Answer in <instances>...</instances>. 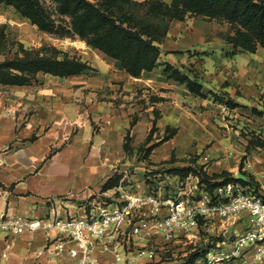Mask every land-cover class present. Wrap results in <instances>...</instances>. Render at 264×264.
I'll list each match as a JSON object with an SVG mask.
<instances>
[{"label": "crops", "instance_id": "crops-1", "mask_svg": "<svg viewBox=\"0 0 264 264\" xmlns=\"http://www.w3.org/2000/svg\"><path fill=\"white\" fill-rule=\"evenodd\" d=\"M229 31L228 21L206 15L173 19L157 65L140 76L99 49L93 53L101 59L97 64L88 61L87 51L92 68L82 73H41L80 77L83 101L74 107L66 102L68 86L34 85L40 73L28 84L0 83L20 92L39 88L43 93L35 98L46 104L33 110L21 94L12 99L0 90V215L81 212L87 199L117 183L129 165L119 162L132 153V136L144 141V158L151 162L193 155L215 180L242 172L264 190V46L237 51ZM184 76L199 83V90ZM57 92L67 96L58 111ZM99 93L112 98L93 97ZM28 109L34 112L27 115ZM40 237L48 242L41 230L0 231V264H16L29 252L42 263L58 264L46 244L40 250L26 243ZM98 254L101 264H109L107 254Z\"/></svg>", "mask_w": 264, "mask_h": 264}, {"label": "built area", "instance_id": "built-area-1", "mask_svg": "<svg viewBox=\"0 0 264 264\" xmlns=\"http://www.w3.org/2000/svg\"><path fill=\"white\" fill-rule=\"evenodd\" d=\"M260 177L264 179V165ZM168 178L176 183L172 193L163 194L150 183L145 193H138L132 191L138 185L136 177L123 169L117 183L87 199L81 212L61 214L52 209L38 217L4 213L0 231L41 230L54 258H69L71 264H101L99 250L108 255L109 264H146L157 256L148 244L152 238L171 240L186 234L192 239L202 227L220 237L214 245L207 243L194 264L264 262L263 188L254 182L229 181L211 192L198 176ZM244 218V226L231 234V227Z\"/></svg>", "mask_w": 264, "mask_h": 264}, {"label": "trees", "instance_id": "trees-1", "mask_svg": "<svg viewBox=\"0 0 264 264\" xmlns=\"http://www.w3.org/2000/svg\"><path fill=\"white\" fill-rule=\"evenodd\" d=\"M0 2L14 5L40 29L61 37L78 36L88 46L120 59L123 68L133 76H140L144 70L157 65L160 43L171 21L189 15L228 21L230 31L226 36L237 51L255 52L259 46H264V0H53V9L42 0ZM91 68L88 61L80 57L27 52L0 61V82L28 84L40 72L67 76ZM183 79L188 80L192 90H199V83L188 76ZM184 170L185 167L170 169L173 174L182 176L188 169ZM202 178L211 192L229 181L254 182L252 178L244 180L237 176L215 180L207 174Z\"/></svg>", "mask_w": 264, "mask_h": 264}, {"label": "rangeland", "instance_id": "rangeland-1", "mask_svg": "<svg viewBox=\"0 0 264 264\" xmlns=\"http://www.w3.org/2000/svg\"><path fill=\"white\" fill-rule=\"evenodd\" d=\"M43 3L49 7H54L53 0H42ZM171 1V0H168ZM91 50L92 60L87 58V51ZM86 51V52H85ZM96 51H99L96 48L88 46L86 41L81 39L78 36H66L61 37L49 31L40 29L37 25L33 24L31 20L22 15L14 5L7 4L4 2H0V61H3L5 58H12L15 56H23L27 52L32 53H41V54H53L57 53L60 57L63 56H76L80 57L83 60L90 61L93 63L100 61V57L96 56ZM94 57V58H93ZM44 72H40V80L37 84H49L53 86L65 85L68 86L72 91L69 94L70 98H66V102H71L70 107L76 106L79 101H83V92H78L79 90H83V81L78 80V78H60L58 76H52L48 74H41ZM93 73V72H92ZM76 79V80H75ZM1 83V82H0ZM22 92L12 90L11 88L0 86L1 93H7L11 96L12 99H15V95H22L23 100L25 101V106L28 108H35L38 106V109H43L46 104H42V102H37V98L35 96L38 93L41 94L43 92H39V88L36 91H33V87H23ZM62 94L56 93V104L55 108L58 111V108L63 107L59 101L65 100L66 94L60 97ZM100 99H111V96L106 94L103 97H100V93L97 96ZM41 99V98H40ZM42 100V99H41ZM27 110V115L32 114L33 110ZM69 110V109H67ZM144 141H136L135 136L129 137L128 143L132 146V153L126 158L122 159L119 163H128L126 168L129 171V175L136 177L137 186L132 188V191L138 193H145L149 187V183L154 186V188H159L163 194H170L174 191L176 183L174 179H169L168 176H173V172L170 171L172 167H185L187 173L186 176H198L199 180L202 181V177L207 175L205 164H199L197 159L192 156H184L182 158L172 160V161H159V162H151L147 158H144ZM140 146V149L138 148ZM173 164H172V163ZM249 161H247L248 164ZM250 163V162H249ZM251 164V163H250ZM140 166V168H139ZM137 167V168H135ZM250 167V166H248ZM189 168L191 170H189ZM131 170V171H130ZM136 175V176H135ZM150 177L151 179H147ZM254 183L258 184L259 182L253 178ZM148 181V182H147ZM157 189V190H159ZM246 222V218L244 221H241L237 224L236 227H231L230 233H234L239 231L244 223ZM199 232L196 234V238L192 236V239L188 237V235H178L171 240H165L163 238L154 237L149 241V245L153 246L156 250L157 256L156 258L149 263L146 264H194V260L199 254H204L206 252V245L208 242L214 245V240L219 239V232H215L212 236V233H208L204 228H200ZM216 235V236H215ZM28 239L26 243L33 244L37 249L42 250L46 246L50 245V242L46 241L44 237ZM145 239L143 240V242ZM47 249V247L45 248ZM40 250L37 252L39 255ZM47 252V250H45ZM24 254L22 260L16 262V264H44L45 262H40L39 258L35 256H29ZM51 254V252H50ZM195 254V255H194ZM42 256H45L43 254ZM53 256V255H52ZM43 257V261H44ZM56 260V258H55ZM58 264H71V261L68 258H59L57 259ZM10 264V259H9ZM11 264H15L12 263ZM47 264V263H45ZM264 264V262L262 263Z\"/></svg>", "mask_w": 264, "mask_h": 264}, {"label": "water", "instance_id": "water-1", "mask_svg": "<svg viewBox=\"0 0 264 264\" xmlns=\"http://www.w3.org/2000/svg\"><path fill=\"white\" fill-rule=\"evenodd\" d=\"M238 177H239V178H242V179H245V180L247 179L246 176H245L242 172H240V173L238 174Z\"/></svg>", "mask_w": 264, "mask_h": 264}]
</instances>
